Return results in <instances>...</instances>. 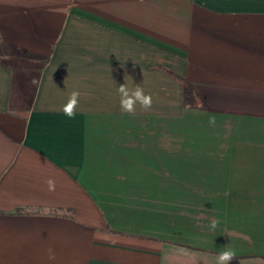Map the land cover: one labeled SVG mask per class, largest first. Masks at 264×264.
I'll return each instance as SVG.
<instances>
[{"label":"crops","instance_id":"1","mask_svg":"<svg viewBox=\"0 0 264 264\" xmlns=\"http://www.w3.org/2000/svg\"><path fill=\"white\" fill-rule=\"evenodd\" d=\"M125 83L151 110H121ZM227 247L264 264V0H0V264Z\"/></svg>","mask_w":264,"mask_h":264},{"label":"clouds","instance_id":"2","mask_svg":"<svg viewBox=\"0 0 264 264\" xmlns=\"http://www.w3.org/2000/svg\"><path fill=\"white\" fill-rule=\"evenodd\" d=\"M32 83L35 85L37 83L34 78ZM118 93L120 95V107L123 112L129 114H135L136 105L139 104L142 111H149L152 107V96L151 94H145L144 89L140 85H135L133 88H130L127 83L120 85L118 87ZM80 92L74 90L69 94L68 101L65 105L62 106L61 111L69 119H72L76 115V109L79 105ZM214 123V121H210ZM48 188L50 191L55 190V181L49 179L47 181ZM220 221L217 219H212L209 228L215 230L219 225ZM236 259V251L234 248L227 247L224 250L220 251L217 256L216 264H231V261Z\"/></svg>","mask_w":264,"mask_h":264},{"label":"trees","instance_id":"3","mask_svg":"<svg viewBox=\"0 0 264 264\" xmlns=\"http://www.w3.org/2000/svg\"><path fill=\"white\" fill-rule=\"evenodd\" d=\"M174 78L183 86V104L185 107H195L198 97L192 87L179 76L173 75Z\"/></svg>","mask_w":264,"mask_h":264}]
</instances>
